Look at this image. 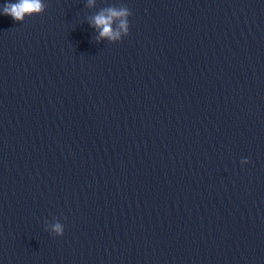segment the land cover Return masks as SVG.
<instances>
[{"label": "water", "instance_id": "95a60500", "mask_svg": "<svg viewBox=\"0 0 264 264\" xmlns=\"http://www.w3.org/2000/svg\"><path fill=\"white\" fill-rule=\"evenodd\" d=\"M42 2L0 14V264H264V0Z\"/></svg>", "mask_w": 264, "mask_h": 264}, {"label": "clouds", "instance_id": "9594fccd", "mask_svg": "<svg viewBox=\"0 0 264 264\" xmlns=\"http://www.w3.org/2000/svg\"><path fill=\"white\" fill-rule=\"evenodd\" d=\"M94 0H88L91 7ZM46 4L42 0H17V2H7L2 6L0 14L9 15L15 21L21 22L26 16L40 14L45 11ZM131 11L127 7H108L101 10L98 14L90 19V23L99 30V36L108 38L109 40H119L123 35L129 33V20ZM116 24V27L113 25ZM249 160L246 158V161ZM53 231L57 235H63L64 227L60 223L53 225Z\"/></svg>", "mask_w": 264, "mask_h": 264}]
</instances>
